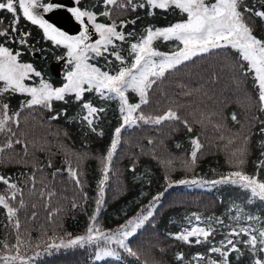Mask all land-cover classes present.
I'll return each instance as SVG.
<instances>
[{
  "label": "trees",
  "instance_id": "1",
  "mask_svg": "<svg viewBox=\"0 0 264 264\" xmlns=\"http://www.w3.org/2000/svg\"><path fill=\"white\" fill-rule=\"evenodd\" d=\"M263 4L264 0H243L240 8L242 12L245 7L253 10L245 13V20L258 39H264V19L253 13L260 11ZM77 6L94 12L100 23L128 22L117 29L125 34V41H115V44L129 64L132 59L130 44L138 42L147 28L164 27L185 18V14L175 8H137L133 11L131 5L121 7L118 4L106 9L100 0H79ZM106 10L110 11V16L101 15ZM7 19V14L1 10L3 24L0 28H9L11 20ZM17 27V33L11 34L15 42L0 37V43L14 52H21L19 61L31 64L41 73L24 83L36 85L41 79L47 82L46 65L31 56L32 50L42 47L45 51L41 52L49 59L66 53L64 48L50 40L44 41L36 32L38 28L21 17ZM21 33L28 35L21 36ZM128 33L134 35L128 36ZM21 39L26 42L21 44ZM169 43L164 41L162 46L157 39L153 47L161 49ZM236 56V50L229 49L193 57L167 72L149 90V103L142 105L134 115L142 112L155 117L171 108L180 120L164 121L159 125L138 121L122 130L121 143L109 164L99 213L96 200L100 198L104 157L115 128L123 122L119 101L102 99L95 92L85 93L81 101H77L74 94H66L63 101L53 100L49 111L44 106L21 109L22 101L30 98L25 93L9 92L0 96V103L10 106V114L20 112L19 129L15 125L11 127L28 145L27 155L23 144H14L13 149L0 153V175L18 185L17 199L9 202L17 208V216L10 221L7 209L0 206V256L17 254L16 248L5 249L4 244L16 245L19 236V255L29 264H197L194 259L197 254L205 256L200 264H207L209 255L212 259H221L219 254H210L208 250L219 246L231 228L264 227V201L251 197L249 191L238 185L210 183L238 170L264 181V167H258L264 161V133L260 131L264 127V111L260 110L258 87L252 75L238 70L233 59ZM108 60L113 61L110 68L118 70L119 62L107 53L90 62L102 70H110ZM130 93V90L126 93L129 101L139 103V97L132 94L130 98ZM83 102L104 109L97 113L98 118L91 127L83 120L87 114L82 108ZM57 113H61L59 119H49ZM232 113L236 114L237 121L232 120ZM184 121L191 126V132ZM101 132L103 135H99ZM6 136L0 132V144L5 143ZM193 138H198L202 145L194 164L191 163ZM229 140L233 142L229 144ZM242 148L244 154L240 156ZM240 159L242 164H239ZM69 167L78 170L79 186L71 179ZM57 169L61 172L53 176ZM33 175L35 189L29 179ZM190 179L198 181L199 185L179 183ZM42 188L45 189L43 196ZM48 193L53 195L49 197ZM11 194L12 190L0 182V195ZM157 196L153 217L129 238V246L136 256L118 249L119 259L106 257L98 261L94 256L96 245L49 247L84 234L91 223H96L101 230H112L141 207L150 205ZM93 215H97L95 222L91 220ZM196 216L201 218L200 226L211 224L215 234L200 244L195 243V237H190L188 243L175 239V235L197 223ZM237 216L239 221L235 219ZM248 216L257 219L249 221ZM16 219L21 225L19 231L13 226ZM216 219L222 220L223 225L217 224ZM237 247L243 254L231 253L230 264H252L253 257L244 245L240 243ZM178 255L183 259L178 260Z\"/></svg>",
  "mask_w": 264,
  "mask_h": 264
},
{
  "label": "snow or ice",
  "instance_id": "2",
  "mask_svg": "<svg viewBox=\"0 0 264 264\" xmlns=\"http://www.w3.org/2000/svg\"><path fill=\"white\" fill-rule=\"evenodd\" d=\"M79 4V0H75ZM243 0H141L136 3L135 0H103L106 9L109 6L120 5L127 7L131 5L132 10L137 8H151V9H178L181 13L186 15L185 19L180 22L171 24L166 27H149L146 29V34L141 36L138 42L130 44V54L132 56L131 63L126 62V58L117 50L115 41H125L126 36L122 29L128 22L120 21L119 25L113 21L111 24L97 23L96 14L92 11L81 10L78 6L68 7L67 11L75 18L82 26L79 35H69L65 31H61L54 26L47 19L43 18L38 9H42L43 13H51L55 10L65 7L59 0H47L42 3L41 0H0V10H6L12 14L13 19L9 24L8 29L0 28V37L6 40L11 38L15 42V37L12 33H17L20 15L22 12L23 18L27 19L34 25H39L43 29L44 37L52 41L55 45H63L67 50L68 66L64 79L66 83L62 87H53L50 83L41 79L38 87L28 86L24 83L25 80L31 79L32 75L39 77L41 73L35 71L33 66L29 63H21L18 57L21 55L19 51L10 50L4 43H0V96L5 93H26L29 99L22 101L21 109L33 108L34 106H44L51 111V102L63 101L66 94H74L77 101H81L85 93L95 92L99 94L102 99H116L119 101V111L122 116V123L116 127L113 133L110 147L104 157L103 177L99 181L100 184V198L96 200L97 213H99L103 203L104 184L108 178L109 164L113 159L114 153L117 151L118 145L121 143L122 130L126 127L130 128L136 125L138 121L144 123H151L159 125L164 121H178L180 117L176 111L169 108L166 112L155 117L145 116L142 112L139 115H134L141 109L142 105L149 103V90L153 88L157 82L165 77V74L170 70H174L177 66L182 65L186 61L192 60L193 57L201 54H209L213 50H223L227 52L229 49H234L238 56L233 57L235 65L238 70L245 75L254 73V80L258 87V100L260 110L264 111V39H258L252 28L245 20V13H250L253 10L245 7L243 12L240 10ZM18 5V7H17ZM150 15L152 13H149ZM255 16L264 19V10L255 11ZM103 16H110V11L106 10L101 13ZM85 17L87 20H85ZM135 23V21H131ZM3 21H0V25ZM94 29L95 34L99 36L94 42H91L90 28ZM21 36H27V33H21ZM128 36L134 33H128ZM162 39L163 41H176L178 46L176 50L169 53H164L156 50L153 47V41ZM26 41L20 40L21 44ZM111 46V50H110ZM113 56L115 61L119 62L118 70H112L110 66L113 61L108 60L110 70H102L96 64L91 63L97 57ZM107 59V57H105ZM246 62V63H245ZM131 90L139 97V103H131L126 93ZM9 105L0 103V132L6 133V141L0 144V153H4L13 149L14 144H23L25 155H27V142L17 137L16 131L12 130L11 125H15L19 129L20 112L16 111L9 113ZM82 108L86 110V115L83 120L87 121L91 127L98 118L97 113L103 112V108H96L90 102H83ZM61 113L51 116L50 120L59 119ZM231 118L237 121V116L232 113ZM188 131L192 128L187 121H184ZM219 128V126H217ZM95 131V128L92 129ZM264 133V127L260 129ZM103 135V133H99ZM223 139V136H221ZM247 139V138H245ZM152 141H149L151 143ZM233 141L229 140V144ZM193 151L191 152L192 161L195 163L197 153L200 151L202 145L198 138L191 140ZM240 156H243L244 149L239 150ZM235 155V153L233 154ZM243 160H239L242 164ZM51 167V163L48 165ZM258 167H264V161H261ZM134 170V169H133ZM72 180L77 186L80 185L78 170L69 167L67 169ZM61 169H57L53 176L59 174ZM32 181L33 189H35V176L29 177ZM167 179V177H166ZM0 182L7 185L12 190L10 196L0 195V206L7 209L9 220L12 221L17 216V208L10 205V201L17 199L18 185L11 182L10 178L0 175ZM182 184H197L196 180L180 181ZM212 184L231 183L250 192L251 197L259 198L264 201V181L259 180L256 176L245 174L243 171H234L223 177L219 181H212ZM45 189H41V196L44 195ZM22 195V190H20ZM49 197L53 193H48ZM159 197H153V201L149 206H146L137 214L136 217L126 220L117 229L105 232L100 229L96 223H91L87 229V234L77 236L61 243L60 245H49V247H73L85 245H96L97 251L95 253L96 260H103L104 258L119 259L122 249L129 255L136 256L137 253L129 246V238L134 237L137 230L150 218L153 217V209L156 207V202ZM21 206L23 200L20 201ZM73 207H76L73 204ZM35 215V213L33 214ZM50 217L52 213L49 214ZM196 224L190 229H185L182 233L175 235V239L182 240L185 243L189 242L190 237H195V243L200 244L207 242L209 237L215 234V230L211 224L207 226H200L201 218L195 217ZM212 218H209L211 220ZM237 221L240 217H235ZM256 217L248 216L247 220H255ZM91 220L95 222L97 215H93ZM216 223L223 225V221L216 219ZM14 228L19 231L21 225L18 219L15 220ZM241 236H246V240H241ZM203 238V239H201ZM101 242L103 246H101ZM242 243L249 251L252 259V264H264V227L253 228L251 226H239L231 228L225 234L223 240L220 241L219 246H212L209 248V253L219 254L220 260L207 258V264H230L229 256L231 253H239L241 249L237 247ZM21 244L20 237L17 236L16 245L9 246L4 244V248L13 247L17 249L16 255L0 256V261L3 264H14L20 261L23 264L24 258L19 255L18 247ZM178 260H182L181 255L177 256ZM197 264L205 259V256L197 254L194 257Z\"/></svg>",
  "mask_w": 264,
  "mask_h": 264
},
{
  "label": "rangeland",
  "instance_id": "3",
  "mask_svg": "<svg viewBox=\"0 0 264 264\" xmlns=\"http://www.w3.org/2000/svg\"><path fill=\"white\" fill-rule=\"evenodd\" d=\"M74 1V4H75V6H76V2H75V0H73ZM100 1H102L103 2V0H100ZM44 2H47V0H45ZM44 2H42V3H44ZM17 7H18V5H17ZM82 10V9H81ZM84 10V9H83ZM37 11H39V12H41L42 11V9H38ZM19 15H20V17L25 21V22H27V23H30V24H32L30 21H28L27 19H25V18H23V15H22V12L21 13H19ZM74 18V17H73ZM185 18H186V15H185ZM184 18V19H185ZM75 19V18H74ZM86 19V18H85ZM12 20V19H11ZM181 21V20H180ZM180 21H177V22H180ZM97 22V21H96ZM177 22H174V23H177ZM97 23H100V22H97ZM173 23V24H174ZM34 25V24H33ZM35 27H37L38 28V31H36L38 34H40V35H42L43 36V40L45 41H48V39H46L45 37H44V33H43V29H41L40 27H39V25H34ZM167 26H169V25H167ZM81 27L82 26H80V30H81ZM164 27H166V26H164ZM89 28H90V38H91V42H94L96 39H99V36L97 35V34H95V31H94V29H92V27H91V25H89ZM162 28V27H161ZM80 30L77 32V33H75V34H69V35H79V32H80ZM37 37V36H36ZM52 42V41H51ZM50 42V43H51ZM168 42H170L169 44H164V46L166 47H164V48H161V49H156V50H158V51H160V52H164V53H169V52H171V51H174V50H176V48H177V46H178V42H176V41H168ZM53 43V42H52ZM158 43L160 44V45H162L163 46V43H164V41L162 40V39H158ZM54 44V43H53ZM63 48H64V46L63 45H61ZM41 49H42V51H45V49H43L42 47H41ZM64 50H65V52L67 53V50L64 48ZM37 52V51H36ZM66 53H64V55H65V59H62V61H63V63H64V66H65V70H63L62 72H61V74H60V77H58L59 79H56V78H54L53 77V75L51 74V75H47V77L45 76V78L47 79V82L48 81H50V84L53 86V87H62L63 86V84L64 83H66V80L64 79V77H65V75H66V72L68 71V70H70L69 69V66H68V57H67V54ZM50 59H52V58H50ZM53 59L54 60H57L58 58H55V57H53ZM54 60H52V61H54ZM65 61V62H64ZM50 61H47L46 63H49ZM56 62V61H55ZM21 63H26V62H21ZM246 63V62H245ZM251 75H252V78L254 79V73H250ZM32 76H35L34 74L32 75ZM27 80H25L24 82H26ZM29 81H30V79H29ZM59 81V82H58ZM255 81V80H254ZM32 83H35V82H32ZM53 83V84H52ZM26 85H28V86H30V87H32V86H36V87H38L39 86V84H27V83H25ZM131 91V90H130ZM132 92V91H131ZM26 94V93H25ZM132 94L136 97V98H138V95L136 94V93H134V92H132ZM131 93H130V98L131 97H133V95H132ZM1 99L2 98H0V101H1ZM193 179H190V181H192ZM195 185H199V183H197V184H195ZM146 206H149V205H146ZM146 206H144V207H141L138 211H137V213L135 214V215H133L132 217H130V218H134V217H136L137 216V214L138 213H140L141 212V210L143 209V208H145ZM130 218H128V219H130ZM127 219V220H128ZM126 222V220L124 221V222H122V223H120L119 225H117V226H115V227H112L113 229L112 230H115V229H117L120 225H122V224H124ZM112 230H107V229H104L103 231H105V232H108V231H112ZM87 234V232H85L84 234H81V235H79V236H83V235H86ZM63 243H67V241H63ZM95 253H96V251H95ZM95 253H94V256H95ZM4 256V255H3ZM0 264H3V261H0ZM14 264H21V262L20 261H16V262H14ZM23 264H29V261H26V260H24L23 261Z\"/></svg>",
  "mask_w": 264,
  "mask_h": 264
},
{
  "label": "water",
  "instance_id": "4",
  "mask_svg": "<svg viewBox=\"0 0 264 264\" xmlns=\"http://www.w3.org/2000/svg\"><path fill=\"white\" fill-rule=\"evenodd\" d=\"M59 2L62 3L64 6L72 5L71 0H59ZM260 9L264 10V5H262ZM42 16L43 18L47 19L50 23H53L54 26L58 27L59 29L65 31L68 34L76 33L79 30L78 23L72 19L71 15L64 8L55 10L51 13H44L42 14ZM58 63L59 61L50 62L48 64L49 72L53 76L58 75Z\"/></svg>",
  "mask_w": 264,
  "mask_h": 264
},
{
  "label": "flooded vegetation",
  "instance_id": "5",
  "mask_svg": "<svg viewBox=\"0 0 264 264\" xmlns=\"http://www.w3.org/2000/svg\"><path fill=\"white\" fill-rule=\"evenodd\" d=\"M7 13V12H6ZM8 20V19H7ZM40 54V53H39ZM35 59H37V60H39V59H41V60H43L42 58H41V55H40V57H37V58H35ZM50 60H54V59H49V61ZM44 61V60H43ZM45 62H47V61H45ZM47 64V63H46Z\"/></svg>",
  "mask_w": 264,
  "mask_h": 264
}]
</instances>
